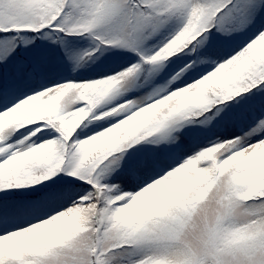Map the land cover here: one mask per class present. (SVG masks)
I'll return each instance as SVG.
<instances>
[{
  "label": "snow or ice",
  "instance_id": "snow-or-ice-1",
  "mask_svg": "<svg viewBox=\"0 0 264 264\" xmlns=\"http://www.w3.org/2000/svg\"><path fill=\"white\" fill-rule=\"evenodd\" d=\"M0 264H264V0H0Z\"/></svg>",
  "mask_w": 264,
  "mask_h": 264
}]
</instances>
